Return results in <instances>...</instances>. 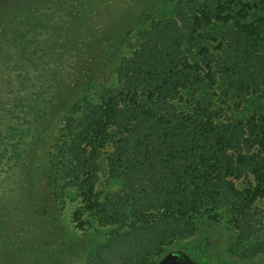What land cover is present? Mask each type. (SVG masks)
<instances>
[{
	"label": "trees",
	"instance_id": "obj_1",
	"mask_svg": "<svg viewBox=\"0 0 264 264\" xmlns=\"http://www.w3.org/2000/svg\"><path fill=\"white\" fill-rule=\"evenodd\" d=\"M95 64L52 126L33 196L73 192L75 227L96 237L82 264H164L222 219L233 253H263L264 0H161Z\"/></svg>",
	"mask_w": 264,
	"mask_h": 264
},
{
	"label": "rangeland",
	"instance_id": "obj_2",
	"mask_svg": "<svg viewBox=\"0 0 264 264\" xmlns=\"http://www.w3.org/2000/svg\"><path fill=\"white\" fill-rule=\"evenodd\" d=\"M160 1L0 0V264H82L96 237L89 228L75 227L70 188L58 205L43 192L36 193L45 198L37 202L34 192L42 190L37 171L52 126L85 75L95 71L107 39L117 40ZM102 188L113 192L118 184L109 181ZM254 208L264 216V199ZM230 231L223 219L199 223L188 239L167 246L160 259L164 264H264V252L233 253Z\"/></svg>",
	"mask_w": 264,
	"mask_h": 264
}]
</instances>
